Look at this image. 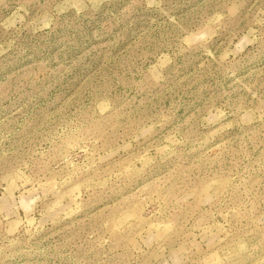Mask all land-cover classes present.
Here are the masks:
<instances>
[{
    "label": "rangeland",
    "instance_id": "obj_1",
    "mask_svg": "<svg viewBox=\"0 0 264 264\" xmlns=\"http://www.w3.org/2000/svg\"><path fill=\"white\" fill-rule=\"evenodd\" d=\"M0 264H264V0H0Z\"/></svg>",
    "mask_w": 264,
    "mask_h": 264
}]
</instances>
